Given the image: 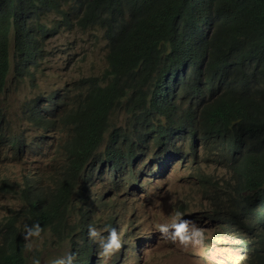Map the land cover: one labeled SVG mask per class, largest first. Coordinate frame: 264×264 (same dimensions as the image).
Masks as SVG:
<instances>
[{
  "label": "trees",
  "instance_id": "1",
  "mask_svg": "<svg viewBox=\"0 0 264 264\" xmlns=\"http://www.w3.org/2000/svg\"><path fill=\"white\" fill-rule=\"evenodd\" d=\"M51 13L56 26L104 30L108 66L81 80L72 110L81 144L128 148L131 163L145 143L199 145L227 174L220 188L207 178L209 220L247 234L242 264H264V0H0V62L11 35L34 53Z\"/></svg>",
  "mask_w": 264,
  "mask_h": 264
},
{
  "label": "clouds",
  "instance_id": "2",
  "mask_svg": "<svg viewBox=\"0 0 264 264\" xmlns=\"http://www.w3.org/2000/svg\"><path fill=\"white\" fill-rule=\"evenodd\" d=\"M52 16L56 17L55 21L50 20ZM59 20L56 13L42 20L48 24L45 30L50 34L39 40L34 53L21 55L11 35L8 61L0 62V261H12L21 255L24 264H39L41 249H61L53 264H141L147 255L149 240L136 227L145 219L146 204L151 198L148 188L153 185H147L149 181L136 171L140 158L145 154L156 156L163 175L166 167L176 164L174 158L185 157V161L197 165L201 160L213 166L217 164L211 161L213 157L207 159L199 145L190 155L186 153L190 150L188 139H177L167 150L145 143L132 163L125 156L129 155L128 148L119 146L124 154L121 157L106 150L105 143L85 147L77 131L81 122L72 113V110L77 112L76 107L86 93L85 89H78L82 80L79 77L50 94L35 96L31 90L24 94L26 90L20 86L35 78L29 64L49 53L45 38L75 28L56 26ZM69 48L66 44L62 50ZM67 55L64 51V58ZM33 66L36 69L37 63ZM114 120L118 124L127 120L123 108L115 112ZM224 177H227L226 169L223 177L215 178L214 174L199 168L193 184L204 192L202 207L182 202V215L179 211L175 213L179 220L157 224V229L185 246L202 245L204 232L192 222H211L206 213L212 183L207 178L220 188ZM129 198L132 201L127 202ZM134 205L142 206L143 210L135 211ZM55 207L58 212L53 214ZM46 213L52 217L44 220ZM169 228L173 231L169 232ZM215 231L235 243L242 264L245 258L240 245L247 234L221 223ZM149 233L153 235L152 231ZM32 237H35L34 247L30 246ZM69 241L71 247L64 256V243ZM29 253H35L32 262Z\"/></svg>",
  "mask_w": 264,
  "mask_h": 264
},
{
  "label": "rangeland",
  "instance_id": "3",
  "mask_svg": "<svg viewBox=\"0 0 264 264\" xmlns=\"http://www.w3.org/2000/svg\"><path fill=\"white\" fill-rule=\"evenodd\" d=\"M50 20L55 21L56 17L52 16ZM45 43L49 53L35 60L36 69L33 66L35 62L29 64L35 78L20 86L26 90L24 94L27 90H31L35 96L53 93L78 77L84 81L88 77L102 76L108 66L106 40L101 29L70 28L51 38H45ZM66 44L70 48L62 50ZM64 51L68 53L66 58ZM12 60L14 62L13 58ZM174 159L176 164L166 167L168 169L164 170L165 175L160 172L161 165L156 163V156L148 157L145 154L136 166L138 175L149 181L147 185H153L148 188L151 198L146 204L145 219L136 227L149 240L147 255L141 264H240L242 259L234 248L235 243L218 236L215 222L208 224L205 220L197 222L198 224L192 222L196 228L204 232L205 239L202 245L185 246L179 240L172 241L167 234H162L157 229V224H171L179 220L175 213L179 211L182 215L184 207L182 202L195 208L202 207L204 192L201 187L193 184L199 168L214 174L215 178L223 177L225 174V169L219 165L213 166L207 160H201L197 165L196 162L188 163L184 160L185 157ZM128 201H132L131 198L127 199ZM207 201L204 205H207ZM133 208L135 211L143 210L139 205H134ZM150 231L153 232L152 236ZM168 231L171 232L173 229L169 228ZM34 239L35 237H32L30 240V246H35ZM55 243L61 244L58 241ZM39 247H42L40 243ZM70 247L71 241L64 243V256L68 254ZM60 253L61 249L56 251L41 249L39 264H53ZM34 257L35 253H29L31 262Z\"/></svg>",
  "mask_w": 264,
  "mask_h": 264
}]
</instances>
